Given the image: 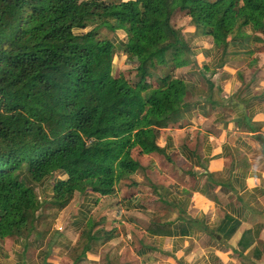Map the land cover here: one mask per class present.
I'll use <instances>...</instances> for the list:
<instances>
[{
    "label": "trees",
    "instance_id": "1",
    "mask_svg": "<svg viewBox=\"0 0 264 264\" xmlns=\"http://www.w3.org/2000/svg\"><path fill=\"white\" fill-rule=\"evenodd\" d=\"M176 12L217 46L264 28V0H0V239L30 235L44 203L61 211L76 193L112 195L142 169L135 151L161 152L160 129L187 94L174 71L191 62ZM103 29L126 33L135 81L113 75ZM47 179L53 196L41 202ZM95 227L73 264L96 250Z\"/></svg>",
    "mask_w": 264,
    "mask_h": 264
},
{
    "label": "crops",
    "instance_id": "2",
    "mask_svg": "<svg viewBox=\"0 0 264 264\" xmlns=\"http://www.w3.org/2000/svg\"><path fill=\"white\" fill-rule=\"evenodd\" d=\"M189 20L172 19L191 62L174 71L187 94L160 129L161 152L134 154L142 169L110 196L76 193L61 211L44 203L30 235L0 239V264H73L91 220L99 241L80 264H264V28L217 46ZM111 38L118 76L134 58L124 31ZM117 226L121 252H105Z\"/></svg>",
    "mask_w": 264,
    "mask_h": 264
},
{
    "label": "rangeland",
    "instance_id": "3",
    "mask_svg": "<svg viewBox=\"0 0 264 264\" xmlns=\"http://www.w3.org/2000/svg\"><path fill=\"white\" fill-rule=\"evenodd\" d=\"M102 33L103 34H107V35H109V36H111L110 34V32H108V30H105V29H103L102 30ZM133 60H131V59H128L127 60V63H126V65L129 67L127 70H125V74H126V76L128 77V78H130L132 81H135L136 80V77H135V73H131V70H132V65H133V62H132ZM120 72V71H119ZM159 72V71H158ZM115 74H119L118 72H115ZM137 152L138 151H135L134 152V154L136 155L137 154ZM54 180L53 179H50L49 180V182H46L45 183V187L42 189V187L40 186V185H38L37 186V188H36V192H37V196H38V198H39V200L41 201V202H44L46 199H47V197L50 195V193H51V186H52V182H53ZM111 207H113L112 205H111ZM42 210H46L44 207H43V209ZM112 218L113 217H110V219L109 220H112ZM112 224V223H111ZM111 227V226H110ZM118 226L117 227H115L114 228V230L113 231H109V237H110V240H109V244L108 245H106V248H103L104 250H105V252H121V247H122V245H120L119 243H118V241H117V239H118V237L120 236V232H118ZM104 231H107L106 230V228L105 227H101V232H104ZM123 231H125L124 229H123ZM108 232V231H107ZM77 246H78V244L75 246V247H73V249H72V252H74L75 251V249L77 248ZM26 263V262H25ZM24 263V264H25Z\"/></svg>",
    "mask_w": 264,
    "mask_h": 264
}]
</instances>
